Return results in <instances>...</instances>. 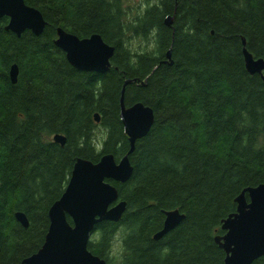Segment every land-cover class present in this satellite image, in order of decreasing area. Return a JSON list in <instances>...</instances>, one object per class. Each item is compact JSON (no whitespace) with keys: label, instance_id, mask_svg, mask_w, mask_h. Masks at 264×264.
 Here are the masks:
<instances>
[{"label":"trees","instance_id":"obj_1","mask_svg":"<svg viewBox=\"0 0 264 264\" xmlns=\"http://www.w3.org/2000/svg\"><path fill=\"white\" fill-rule=\"evenodd\" d=\"M24 1L46 25L39 36L30 30L17 36L0 18V264H22L42 246L48 210L77 158L96 163L103 154L116 160L126 154L119 98L128 79L135 81L126 85L124 103L140 101L154 116L129 155V180H106L126 202L113 223L135 227L130 264H223L215 241L225 233L222 221L236 211L245 187L264 182V148L254 147L264 141V81L246 70L242 54L245 46L264 58V0H160L161 8L150 9L136 29L158 28L160 54L141 57L136 68L122 47L120 0ZM58 26L80 38L98 33L114 46L109 70L74 68L54 44ZM242 112L249 119L244 126ZM97 124L111 129L108 141L98 151L86 139L81 146L79 137ZM57 133L66 137L63 146L52 139ZM175 209L184 218L155 240L164 212ZM251 264H264V256Z\"/></svg>","mask_w":264,"mask_h":264},{"label":"water","instance_id":"obj_2","mask_svg":"<svg viewBox=\"0 0 264 264\" xmlns=\"http://www.w3.org/2000/svg\"><path fill=\"white\" fill-rule=\"evenodd\" d=\"M2 17L8 18L5 30L17 36L25 30L39 36L46 25L41 12L24 0H0ZM164 23L171 25L172 17L168 15ZM54 44L77 70L103 74L110 68L114 46L106 43L98 33L80 38L58 26ZM170 54L171 49H168L167 61H170ZM242 54L246 70L250 74H260L264 81V58L254 57L245 46ZM8 74L14 84L18 76L15 63L10 65ZM132 81L135 80L124 81L119 98L120 120L129 141L128 151L118 160L112 153L103 154L96 163L76 159L64 192L48 210L49 226L42 246L24 258L22 264H105L101 257L88 249V233L93 225L103 221L117 222L126 208V202L118 200L116 188L106 180L121 183L129 180L133 172L129 155L136 140L144 137L154 122L150 106L140 101L125 106V87ZM94 121H100L97 112ZM53 141L63 146L66 137L57 133L53 135ZM235 202L236 211L222 221L221 228L225 233L216 236L215 241L225 252L223 264H251L264 256V182L245 187ZM164 214L161 229L153 235L155 240L161 239L184 218L176 209ZM15 218L22 226H28L23 212H15Z\"/></svg>","mask_w":264,"mask_h":264},{"label":"clouds","instance_id":"obj_3","mask_svg":"<svg viewBox=\"0 0 264 264\" xmlns=\"http://www.w3.org/2000/svg\"><path fill=\"white\" fill-rule=\"evenodd\" d=\"M120 17L123 25L122 47L127 53V64L136 68L141 57L155 59L160 54L158 28L153 26L145 34L136 29L146 20L150 9H160V0H120ZM114 11V9H113ZM155 66V65H154ZM101 85H97L99 89ZM241 126L247 125L249 119L246 113H241ZM111 129L104 124H97L87 130V135H81V146L85 139L97 151L108 141ZM255 148H264V141L254 145ZM135 227L124 223L101 222L93 225L88 233L87 243L91 251L96 252L105 261V264H130L133 258L132 249L129 247L130 237L134 234ZM168 248L161 249L163 258L168 253Z\"/></svg>","mask_w":264,"mask_h":264},{"label":"flooded vegetation","instance_id":"obj_4","mask_svg":"<svg viewBox=\"0 0 264 264\" xmlns=\"http://www.w3.org/2000/svg\"><path fill=\"white\" fill-rule=\"evenodd\" d=\"M131 105H132V104H131ZM125 106L128 107V106H130V105H126V104H125ZM123 131H124V130H123Z\"/></svg>","mask_w":264,"mask_h":264}]
</instances>
